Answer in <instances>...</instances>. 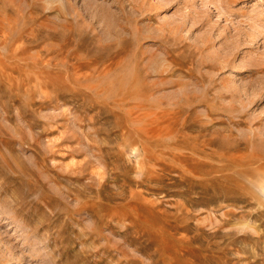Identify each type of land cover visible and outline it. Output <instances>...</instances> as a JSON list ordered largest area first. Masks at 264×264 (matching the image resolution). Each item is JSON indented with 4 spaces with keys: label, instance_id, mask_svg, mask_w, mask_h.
Here are the masks:
<instances>
[{
    "label": "rangeland",
    "instance_id": "374dc122",
    "mask_svg": "<svg viewBox=\"0 0 264 264\" xmlns=\"http://www.w3.org/2000/svg\"><path fill=\"white\" fill-rule=\"evenodd\" d=\"M0 264H264V0H0Z\"/></svg>",
    "mask_w": 264,
    "mask_h": 264
},
{
    "label": "bare ground",
    "instance_id": "6f19581e",
    "mask_svg": "<svg viewBox=\"0 0 264 264\" xmlns=\"http://www.w3.org/2000/svg\"><path fill=\"white\" fill-rule=\"evenodd\" d=\"M1 62V61H0Z\"/></svg>",
    "mask_w": 264,
    "mask_h": 264
}]
</instances>
